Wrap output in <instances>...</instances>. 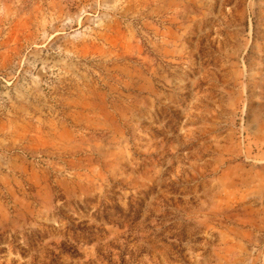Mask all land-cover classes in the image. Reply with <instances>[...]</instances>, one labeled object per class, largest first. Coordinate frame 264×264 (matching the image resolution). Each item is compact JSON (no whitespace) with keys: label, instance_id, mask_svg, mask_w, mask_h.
Segmentation results:
<instances>
[{"label":"rangeland","instance_id":"374dc122","mask_svg":"<svg viewBox=\"0 0 264 264\" xmlns=\"http://www.w3.org/2000/svg\"><path fill=\"white\" fill-rule=\"evenodd\" d=\"M0 264H264V0H0Z\"/></svg>","mask_w":264,"mask_h":264}]
</instances>
